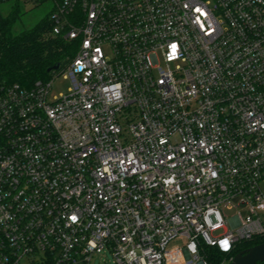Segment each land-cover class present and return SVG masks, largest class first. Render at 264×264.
<instances>
[{
    "label": "built area",
    "instance_id": "1",
    "mask_svg": "<svg viewBox=\"0 0 264 264\" xmlns=\"http://www.w3.org/2000/svg\"><path fill=\"white\" fill-rule=\"evenodd\" d=\"M52 2L67 93L0 84V264H229L264 237V0Z\"/></svg>",
    "mask_w": 264,
    "mask_h": 264
},
{
    "label": "trees",
    "instance_id": "2",
    "mask_svg": "<svg viewBox=\"0 0 264 264\" xmlns=\"http://www.w3.org/2000/svg\"><path fill=\"white\" fill-rule=\"evenodd\" d=\"M3 2L5 0H0V5ZM20 15L16 0L9 13L3 15L0 11V84L18 83L29 88L36 81L48 80L54 74L48 72L49 69L57 66L55 73L60 72L74 57L78 44L51 34L50 13L36 26L13 34V26ZM47 31L49 35L44 36ZM263 243L264 237L245 242L233 255ZM208 259L210 264H219L228 256L210 249Z\"/></svg>",
    "mask_w": 264,
    "mask_h": 264
},
{
    "label": "rangeland",
    "instance_id": "3",
    "mask_svg": "<svg viewBox=\"0 0 264 264\" xmlns=\"http://www.w3.org/2000/svg\"><path fill=\"white\" fill-rule=\"evenodd\" d=\"M20 7L21 15L19 19L13 26V34H19L26 29H30L36 26L40 20L49 15L52 10L53 2L52 0H40L37 4L24 3L22 1H17ZM15 0H8L0 5V11L3 15H6L11 10L14 5ZM49 35V32H45L44 36ZM51 81V89L48 95V99H53L54 97H59L61 94L67 93L69 87V82L63 77V75H53L48 77ZM227 215H233L234 210H227ZM248 214L247 209L241 208L238 211V216L242 221L244 217ZM185 240L183 238H178L168 244V250L183 247ZM92 264H114L113 259L109 253H102L93 258Z\"/></svg>",
    "mask_w": 264,
    "mask_h": 264
},
{
    "label": "water",
    "instance_id": "4",
    "mask_svg": "<svg viewBox=\"0 0 264 264\" xmlns=\"http://www.w3.org/2000/svg\"><path fill=\"white\" fill-rule=\"evenodd\" d=\"M58 67H53L48 70L56 71ZM264 262V243L250 247L236 254L229 264H259Z\"/></svg>",
    "mask_w": 264,
    "mask_h": 264
}]
</instances>
